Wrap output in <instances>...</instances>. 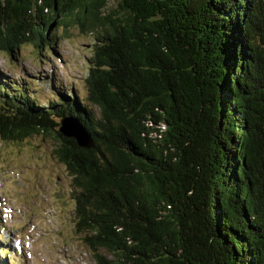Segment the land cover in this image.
<instances>
[{"label": "trees", "instance_id": "obj_1", "mask_svg": "<svg viewBox=\"0 0 264 264\" xmlns=\"http://www.w3.org/2000/svg\"><path fill=\"white\" fill-rule=\"evenodd\" d=\"M110 1L0 0V52L94 37L84 97L0 76V140L54 136L95 264H264V0Z\"/></svg>", "mask_w": 264, "mask_h": 264}, {"label": "rangeland", "instance_id": "obj_2", "mask_svg": "<svg viewBox=\"0 0 264 264\" xmlns=\"http://www.w3.org/2000/svg\"><path fill=\"white\" fill-rule=\"evenodd\" d=\"M63 34L59 28L53 49L28 44L15 57L0 52V76L25 85L41 104L52 98L51 79L84 97L94 37L77 27ZM57 144L53 135L0 140V248L10 264H95L76 229L71 178L54 155Z\"/></svg>", "mask_w": 264, "mask_h": 264}, {"label": "water", "instance_id": "obj_3", "mask_svg": "<svg viewBox=\"0 0 264 264\" xmlns=\"http://www.w3.org/2000/svg\"><path fill=\"white\" fill-rule=\"evenodd\" d=\"M60 133L67 138L75 139L83 148L91 149L94 147V142L89 133L73 118H66L61 121Z\"/></svg>", "mask_w": 264, "mask_h": 264}]
</instances>
